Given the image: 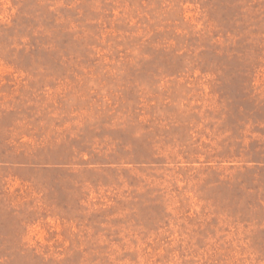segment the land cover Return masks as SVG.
I'll return each instance as SVG.
<instances>
[{
    "label": "rangeland",
    "instance_id": "374dc122",
    "mask_svg": "<svg viewBox=\"0 0 264 264\" xmlns=\"http://www.w3.org/2000/svg\"><path fill=\"white\" fill-rule=\"evenodd\" d=\"M0 264H264V0H0Z\"/></svg>",
    "mask_w": 264,
    "mask_h": 264
}]
</instances>
